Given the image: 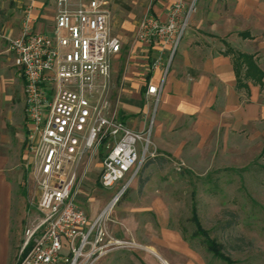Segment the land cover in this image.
<instances>
[{
  "label": "built area",
  "instance_id": "1",
  "mask_svg": "<svg viewBox=\"0 0 264 264\" xmlns=\"http://www.w3.org/2000/svg\"><path fill=\"white\" fill-rule=\"evenodd\" d=\"M111 0H56L50 31L37 33L24 18L21 34L8 50L23 79L24 118L38 217L24 231L15 264H95L114 249L133 241L110 236L107 221L119 196L145 164L158 157L153 143L155 115L163 80L185 36L198 0H178L166 20L147 14L139 21L135 40L169 46L150 65L163 68L160 85L148 83L152 100L141 130L119 118V98L113 101L111 65L121 49L111 33ZM98 160L96 182L111 189L127 178L107 207L89 221L77 206L81 187Z\"/></svg>",
  "mask_w": 264,
  "mask_h": 264
},
{
  "label": "crops",
  "instance_id": "2",
  "mask_svg": "<svg viewBox=\"0 0 264 264\" xmlns=\"http://www.w3.org/2000/svg\"><path fill=\"white\" fill-rule=\"evenodd\" d=\"M177 1H110L111 33L121 44L111 65L112 100L119 98V118L132 130L142 129L152 104L145 96L147 84L160 85L163 79V68L152 71L150 65L158 56L164 63L169 55V46L161 51L157 44L136 41V26L147 14L165 21ZM55 4L56 0H0V264H15L16 249H21L14 203L20 194L10 172L19 171L25 156L31 166L24 83L8 42L20 36L27 14L34 32L50 31ZM243 33L250 38L243 39ZM215 38L241 53L264 54V0L198 1L163 80L152 137L158 156L181 166L205 163L207 156L220 155L234 141L256 137L264 122V88L251 80L238 86L233 60L214 49ZM256 63L264 73V62Z\"/></svg>",
  "mask_w": 264,
  "mask_h": 264
},
{
  "label": "rangeland",
  "instance_id": "3",
  "mask_svg": "<svg viewBox=\"0 0 264 264\" xmlns=\"http://www.w3.org/2000/svg\"><path fill=\"white\" fill-rule=\"evenodd\" d=\"M213 42L216 51L234 50L218 38ZM256 54L246 55L264 62V54ZM255 135L234 141L220 155L207 156L205 163L181 166L158 156L164 159L162 163L157 160L144 166L119 196L107 221L111 237L133 241L135 246L114 249L95 264H163L162 260L166 264H264V122ZM97 163L93 162L90 178L77 196V206L89 221L107 207L127 180L111 189L99 187ZM10 174L20 194L14 203L22 246L24 231L39 216L26 156L19 171ZM224 211L237 215L230 228H225L229 218L223 216ZM194 214L209 238L224 246L225 261L209 252L203 238L195 235Z\"/></svg>",
  "mask_w": 264,
  "mask_h": 264
},
{
  "label": "trees",
  "instance_id": "4",
  "mask_svg": "<svg viewBox=\"0 0 264 264\" xmlns=\"http://www.w3.org/2000/svg\"><path fill=\"white\" fill-rule=\"evenodd\" d=\"M243 39L250 38V35L247 33H243ZM223 54L228 55L232 58L235 70V76L237 78V83L239 87L244 86L243 81L251 80L252 82L259 84L261 88H264V73L258 67L254 57L252 55H246L232 50L230 47H227V50L223 51ZM151 159L146 164L145 167L155 161L159 160V162H163L164 159ZM223 216H227L229 221L226 223L225 228H230L234 224H236V214L232 211H224ZM193 222L196 225V236H201L203 238L204 245L207 250L215 255L217 258L225 261V255L222 252L224 246L218 244L215 240L210 239L205 231H203L197 221L196 215L194 214ZM237 242V240H236ZM236 244V243H235Z\"/></svg>",
  "mask_w": 264,
  "mask_h": 264
},
{
  "label": "bare ground",
  "instance_id": "5",
  "mask_svg": "<svg viewBox=\"0 0 264 264\" xmlns=\"http://www.w3.org/2000/svg\"><path fill=\"white\" fill-rule=\"evenodd\" d=\"M162 263H163V264H166V262H165V261H163V260H162Z\"/></svg>",
  "mask_w": 264,
  "mask_h": 264
}]
</instances>
